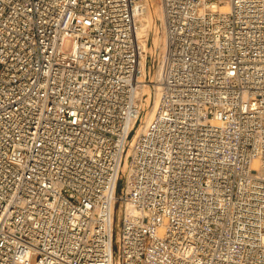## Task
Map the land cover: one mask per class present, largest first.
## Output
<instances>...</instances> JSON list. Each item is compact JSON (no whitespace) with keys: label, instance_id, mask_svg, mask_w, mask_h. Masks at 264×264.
Instances as JSON below:
<instances>
[{"label":"built area","instance_id":"1","mask_svg":"<svg viewBox=\"0 0 264 264\" xmlns=\"http://www.w3.org/2000/svg\"><path fill=\"white\" fill-rule=\"evenodd\" d=\"M148 9L0 0V264H264V0Z\"/></svg>","mask_w":264,"mask_h":264},{"label":"rangeland","instance_id":"2","mask_svg":"<svg viewBox=\"0 0 264 264\" xmlns=\"http://www.w3.org/2000/svg\"><path fill=\"white\" fill-rule=\"evenodd\" d=\"M152 1V6L155 7V10L153 11V18L149 19V22H147L146 19L141 20V28L145 31H147L149 23L150 26L153 24L154 19L158 16V0H151ZM143 18V17H142ZM156 36H161L163 38V33L161 31H158L157 33L154 34H149V39H148V50H147V56L149 57V55L153 52L154 54H156L157 52H162L163 48L160 46H154L153 45V40L154 43L156 41ZM163 42V40L161 41ZM147 57V59H148ZM158 67H154L153 72L150 74L151 77H154L157 74V70ZM122 173H124V171H122ZM120 218H121V210L119 209V207L116 210V221H115V229H114V235H115V240L117 245L119 244V231H118V225L120 222Z\"/></svg>","mask_w":264,"mask_h":264},{"label":"bare ground","instance_id":"3","mask_svg":"<svg viewBox=\"0 0 264 264\" xmlns=\"http://www.w3.org/2000/svg\"><path fill=\"white\" fill-rule=\"evenodd\" d=\"M151 3H152V1L149 0V9L144 13L143 18H141V20L146 19L147 22H149V19L153 18V11L155 10V7L152 6ZM142 33H143V36H144V39H145L147 31L142 29ZM161 41H162V37L161 36H156V41L154 43V40H153V45L162 47L163 45H162ZM143 46H144V48L146 50H148V45L146 44L145 40H144ZM160 69L161 68L159 67L158 68V75L160 74V72H159ZM159 90L160 89H159V85H158V86H156V94L159 92Z\"/></svg>","mask_w":264,"mask_h":264}]
</instances>
